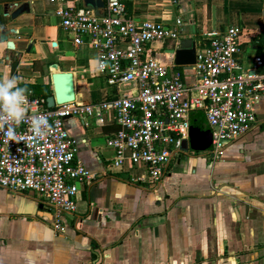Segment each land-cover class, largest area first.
I'll list each match as a JSON object with an SVG mask.
<instances>
[{"label": "crops", "instance_id": "1", "mask_svg": "<svg viewBox=\"0 0 264 264\" xmlns=\"http://www.w3.org/2000/svg\"><path fill=\"white\" fill-rule=\"evenodd\" d=\"M103 1L95 7L77 0L99 13L105 10ZM121 1L137 21L174 24L182 17L183 40L220 36L239 26L241 63L252 70L260 57L257 71L264 74V0ZM24 4L29 9L13 17ZM54 8L48 0H0V30H16L0 41V78L18 75L20 87L46 100L48 86L54 94V71L73 72L76 99L87 103L130 91L132 85L108 84L99 71L98 51L89 44L77 47ZM177 48L166 39L147 45L146 54L193 84V69L175 64L170 50ZM257 117L219 159L209 149L197 150L189 139V150L172 159L157 184L141 180L144 164L113 165L107 137L120 126L111 113L103 123L68 118L78 158L94 178L79 185L77 210L62 216L64 232L55 229L53 212L35 192L0 186V264H264V95Z\"/></svg>", "mask_w": 264, "mask_h": 264}, {"label": "built area", "instance_id": "2", "mask_svg": "<svg viewBox=\"0 0 264 264\" xmlns=\"http://www.w3.org/2000/svg\"><path fill=\"white\" fill-rule=\"evenodd\" d=\"M65 30L75 35L74 44H89L99 53V71L111 86L132 85L130 91L97 102L74 100L54 107L29 91L28 117L44 116L51 130L33 140L30 121L15 127L17 139L0 131V186L15 193L35 192L53 212L54 226L66 230L62 216L77 210L79 185L94 173L78 158L77 140L66 126L70 117H94L103 123L111 113L120 128L107 137L113 149V165H145L141 180L157 184L169 171L172 159L191 137L190 114L202 110L212 133L208 152L222 157L231 142L257 122V103L264 95V74L240 61L237 25L211 38L192 36L196 63L195 82L187 84L181 72L146 54L147 45L171 39L180 47L182 17L174 24L158 20L137 21L127 14L121 0H107L102 13L77 0H48Z\"/></svg>", "mask_w": 264, "mask_h": 264}, {"label": "water", "instance_id": "3", "mask_svg": "<svg viewBox=\"0 0 264 264\" xmlns=\"http://www.w3.org/2000/svg\"><path fill=\"white\" fill-rule=\"evenodd\" d=\"M87 4L95 7H102L103 0H85ZM29 7L27 4L17 7L12 16L17 17L23 14ZM9 11H7L8 13ZM11 33H16L15 29H7L2 27L0 30V41H6ZM8 47L14 48V42L9 41ZM171 53L175 54L176 65H193L196 63V48L193 44L192 38L182 40L181 46L177 49H171ZM54 94L48 96L47 104L49 107H54L57 104H63L76 100V82L75 76L71 71H54L51 75ZM191 121V137L190 145L197 150H207L212 144V133L208 126L205 112L202 110L192 111L190 114ZM182 149L184 151L189 150V141L183 140Z\"/></svg>", "mask_w": 264, "mask_h": 264}, {"label": "clouds", "instance_id": "4", "mask_svg": "<svg viewBox=\"0 0 264 264\" xmlns=\"http://www.w3.org/2000/svg\"><path fill=\"white\" fill-rule=\"evenodd\" d=\"M20 79L18 75L0 78V131L9 139L16 140L15 127L30 121L33 140L43 138L48 135L51 125L44 116L28 117L26 105L29 90L19 86Z\"/></svg>", "mask_w": 264, "mask_h": 264}, {"label": "trees", "instance_id": "5", "mask_svg": "<svg viewBox=\"0 0 264 264\" xmlns=\"http://www.w3.org/2000/svg\"><path fill=\"white\" fill-rule=\"evenodd\" d=\"M129 6V5H128ZM16 65V64H15ZM48 89H49V91H48V93L47 94H52V90H51V87L50 86H48ZM30 91H32L33 92V90H30ZM33 94L35 95V93L33 92ZM50 95H47L46 97H48V96H50Z\"/></svg>", "mask_w": 264, "mask_h": 264}]
</instances>
